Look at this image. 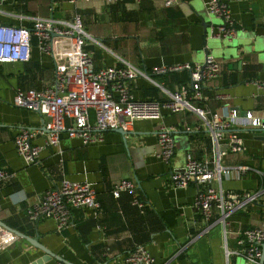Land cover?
I'll return each mask as SVG.
<instances>
[{
    "label": "crops",
    "instance_id": "0c3cea01",
    "mask_svg": "<svg viewBox=\"0 0 264 264\" xmlns=\"http://www.w3.org/2000/svg\"><path fill=\"white\" fill-rule=\"evenodd\" d=\"M206 1L178 0L163 7L159 0H6L0 23L27 26L29 23L19 15L70 19L77 14L93 69L118 65V59L146 71L153 66L202 63L205 49L218 60L220 70L203 83L207 100L193 104L220 116L232 108L238 114L250 111L256 118H264L260 89L264 83V0H224L236 26L230 40L209 36L210 28L220 19L206 12ZM152 78L171 91L188 81V72ZM52 80L53 62L38 51L34 39L27 62L0 64V168L13 175L10 182L0 185L3 224L70 264H122V257L134 244L144 245L154 264H244L234 255L226 262L223 248L236 247L237 230L258 227L264 231V180L254 171L264 172V141L255 138L251 127L230 130L240 138L243 150L221 159V165L229 170L235 166L250 169L240 177L232 170L227 176L220 175L219 185L235 192L258 191V197L229 214L228 233L223 235L219 224L204 233V223L193 208L194 185L183 189L170 186L169 166L159 159L156 145L158 127L170 126L174 135L171 166H180L186 151L195 159L204 157L209 149L208 136L195 129L198 122L192 111L163 110L158 121L134 120L124 135L117 129L106 130L96 144L83 145L77 138L62 135L55 147L39 152L38 163L24 164L12 138L20 126L40 128L41 116L14 106V90L41 89L50 86ZM129 91L137 100L164 98L158 87L142 77L130 81ZM214 93L226 98L215 100ZM42 138L38 135L33 143L41 144ZM62 178L93 187L99 212L94 215L86 209L72 210L69 226L58 233L53 220L31 222L25 210L43 190ZM121 178L134 182L136 194L144 202L141 210L130 204L125 192L112 197V185ZM0 264L62 263L45 257L25 238L14 235L0 248Z\"/></svg>",
    "mask_w": 264,
    "mask_h": 264
},
{
    "label": "built area",
    "instance_id": "2783aa9c",
    "mask_svg": "<svg viewBox=\"0 0 264 264\" xmlns=\"http://www.w3.org/2000/svg\"><path fill=\"white\" fill-rule=\"evenodd\" d=\"M88 1V0H70ZM104 3L141 0H101ZM163 7H169L178 0H159ZM6 0H0L1 6ZM208 14L220 19V23L211 27L209 36L230 40L236 33V26L224 0H207L204 3ZM20 18L29 23L27 26L0 23V64L27 62L30 57L32 39L38 51L47 54L53 62V80L50 86L41 89L16 88L12 104L16 107L36 111L41 116V127L20 126L12 138L17 155L24 164L38 163L39 152L45 147H55L60 137L77 138L81 144L90 145L102 141L106 130H127L134 120L158 121L162 111L176 113L192 111L197 118V129L206 133L209 140L207 154L195 159L188 151L184 153L180 166H171L174 154L173 130L170 126L160 125L156 133V145L159 159L169 166L168 180L172 188L183 189L190 184L195 187L193 208L199 214L204 227L202 232L219 224L222 233L226 229L230 213L241 209L246 203L256 200L258 191L235 192L223 190L219 185L220 175L227 176L232 170L237 177L243 175L247 166H235L228 169L221 165V159L227 153L241 152L240 138L233 132L234 127H257L260 119L250 111L242 114L230 108L226 115L220 116L199 107L193 101L205 102L202 93L205 80L220 70L218 60L206 55L202 63L187 62L172 65L153 66L149 71L137 67L123 59L118 65L98 69L92 67L91 53L85 48L86 34L81 28L80 18L73 14L70 19L49 16H25ZM187 71L188 81L175 90H167L153 78L156 74ZM135 77H142L158 87L164 95L162 100L148 98L134 99L129 91V83ZM264 96V83L260 84ZM213 99L226 97L214 93ZM91 114V119H89ZM42 135L41 144L33 140ZM264 180V172L254 170ZM12 172L0 168V185L10 182ZM218 184H215V180ZM121 192L130 197V204L141 210L144 202L136 194V187L130 179L117 180L110 190L117 198ZM75 209L90 210L94 215L99 212V204L93 187L84 181H72L65 178L43 190L38 200L26 208L25 216L31 222L47 218L54 222L55 232L65 230ZM236 239L232 250L223 248L225 261L229 256H239L247 264L260 262L264 231L258 227H246L234 232ZM15 234L0 226V248L6 245ZM16 236V235H15ZM122 264H154V258L144 245L134 244L122 257Z\"/></svg>",
    "mask_w": 264,
    "mask_h": 264
},
{
    "label": "water",
    "instance_id": "95a60500",
    "mask_svg": "<svg viewBox=\"0 0 264 264\" xmlns=\"http://www.w3.org/2000/svg\"><path fill=\"white\" fill-rule=\"evenodd\" d=\"M206 25V24H204ZM208 53L206 52V50L204 49V57L207 55ZM263 59H264V51H263ZM120 134L124 135L126 132L121 130V129H117ZM250 131H252L255 135V138H257L258 140H261V141H264V118H261L260 119V125L257 126V127H251L249 128ZM0 226L11 231L12 233H14L16 236H20L22 238H25L30 244H32L33 246L39 248L45 257H48V258H54L55 260H57L58 262L62 263V264H70L66 261H64L63 259H61L60 257L52 254L50 251H48L47 249L41 247L39 244H37L34 240H31L30 238H26L24 237L23 235H21L20 233H18L17 231L13 230V229H10L8 226H6L5 224H3L1 221H0ZM260 247H261V254H260V262L263 260L264 258V239L263 241L261 242L260 244Z\"/></svg>",
    "mask_w": 264,
    "mask_h": 264
},
{
    "label": "rangeland",
    "instance_id": "374dc122",
    "mask_svg": "<svg viewBox=\"0 0 264 264\" xmlns=\"http://www.w3.org/2000/svg\"><path fill=\"white\" fill-rule=\"evenodd\" d=\"M214 17V16H213ZM174 136V135H173ZM239 257V256H238ZM242 261L244 262V264H247L243 259H242Z\"/></svg>",
    "mask_w": 264,
    "mask_h": 264
}]
</instances>
